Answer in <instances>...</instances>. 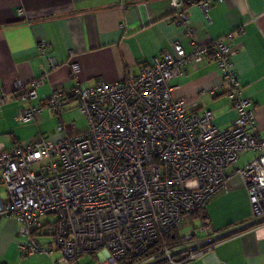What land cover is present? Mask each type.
Returning <instances> with one entry per match:
<instances>
[{"label": "built area", "instance_id": "built-area-1", "mask_svg": "<svg viewBox=\"0 0 264 264\" xmlns=\"http://www.w3.org/2000/svg\"><path fill=\"white\" fill-rule=\"evenodd\" d=\"M190 5H198L204 16L211 6L208 1L169 0L172 21L191 38L190 52L175 42L174 54L153 58L139 75L129 72L124 80L98 81L95 87L82 84L78 64L70 63L75 83L70 95L86 119L85 131L57 140L33 139L0 152V193L6 198L0 195V219L17 220L22 257L51 256L55 245L60 256L54 264H79L83 256L99 254L102 264H125L164 233L180 230L192 215L201 214L214 196L227 190L232 174L244 183L252 224L264 223V137L234 68L232 34L197 43L186 15ZM38 46L42 53L48 49L44 42ZM206 58L215 62L227 85L224 94L236 112L227 129L213 124L211 111L172 97L173 78ZM38 84L25 89L16 82L12 97L32 101ZM215 90L222 92V86ZM7 97L2 92L0 104ZM65 104L58 92L44 106L60 117ZM42 109L30 106L17 119L32 122ZM63 132L60 120L57 133ZM247 153L255 157L234 167ZM47 216L56 219L43 222ZM208 228L205 221L194 236L183 238L185 260L198 258V249L210 244L211 240L195 242L198 232L206 234ZM41 236L49 238L50 249L41 246ZM173 257L174 250L165 248L147 262L184 261Z\"/></svg>", "mask_w": 264, "mask_h": 264}, {"label": "crops", "instance_id": "crops-1", "mask_svg": "<svg viewBox=\"0 0 264 264\" xmlns=\"http://www.w3.org/2000/svg\"><path fill=\"white\" fill-rule=\"evenodd\" d=\"M198 1H208L211 6L206 16L198 5L186 8L195 30L193 38L202 44L232 34L234 68L244 96L252 101L258 132L264 137V0ZM18 10H22L21 16ZM172 13L169 0H0V94L8 96L6 103L0 104V152L29 143L35 128L50 133L56 126L54 117L58 123L62 121L65 108L76 100L70 95L75 85L70 63L78 64L82 84L95 87L98 81L112 84L124 80L129 72L139 75L153 58L174 54L175 42L190 52L191 38L172 21ZM39 42L48 46L45 53ZM36 81L35 99L12 97L16 82L29 89ZM171 85L174 100L211 111L218 129L230 128L235 121L236 112L224 94L227 85L212 59L206 58L195 68L188 66ZM219 85L222 92L215 90ZM58 92L66 101L60 117L44 106ZM35 105L43 106L39 118L20 123L19 113ZM50 122L53 125L44 128ZM63 137L59 133V137L45 138ZM254 157V153L243 154L240 167ZM0 195L6 199L3 192ZM206 214L208 231L195 242L221 241L198 258L183 259L179 264H264V223L252 225L245 186L238 175L232 174L228 190L210 200ZM233 231L230 237H222ZM21 242L17 220L2 217L0 264H54V254L22 257L18 250ZM102 257L90 258L99 263Z\"/></svg>", "mask_w": 264, "mask_h": 264}, {"label": "rangeland", "instance_id": "rangeland-1", "mask_svg": "<svg viewBox=\"0 0 264 264\" xmlns=\"http://www.w3.org/2000/svg\"><path fill=\"white\" fill-rule=\"evenodd\" d=\"M67 111H65V113L62 116V122L65 126V132L61 133V136H65V135H71L73 133H75L76 131L78 132H83L85 131L86 127H87V122L86 119L79 113L78 108L76 106V101H71L68 106L65 108ZM55 118V124L56 126L53 127L52 131L50 133L44 134L43 130H37L35 128V136H33L32 139H42L45 137H50V138H55L56 136L59 137V133H57V127L59 125L58 121H57V117ZM51 124L45 123L44 128L49 127L50 125H53L52 122H50ZM34 126H36L35 123H33ZM242 164V161L240 159V161H237L234 164L236 166H239ZM228 190V187H227ZM56 218L54 216H47L44 219H42L43 222L49 221V222H53ZM263 224V223H261ZM200 227V221L198 219H193V220H187L185 225L183 226V228H181L178 231V234L181 238H187L191 235L194 234L195 231H197ZM47 229V228H46ZM203 234L199 233L195 236V238H202ZM221 238H218V240H220ZM223 239V238H222ZM40 240V244L42 247L50 249L49 247V238L45 237V236H41L39 238ZM52 249L54 250V259L56 260L59 256H60V251H55L56 250V246L53 245ZM87 262V263H85ZM79 264H102L101 261L99 260L98 262L92 261L91 258L89 256H83L80 260H79Z\"/></svg>", "mask_w": 264, "mask_h": 264}, {"label": "trees", "instance_id": "trees-1", "mask_svg": "<svg viewBox=\"0 0 264 264\" xmlns=\"http://www.w3.org/2000/svg\"><path fill=\"white\" fill-rule=\"evenodd\" d=\"M198 214H200V213H196V214L192 215L190 220L199 219L200 224H202L203 222L208 220V216L206 214V207L202 210V212L200 214L201 217L198 216ZM178 231L179 230H172V231L164 233L161 236V238H159L153 246H151L144 253H142L141 256L136 257L132 260H129V261L125 262V264H148V262H147L148 259L153 258V257H156V258L160 257L162 252L165 250V248L170 249V250H174L173 259L176 261H180V260L187 258L188 252L184 251L185 243H184L183 238H181L179 236ZM230 236H228V237H230ZM219 241H221V240H219ZM219 241H216V242H219ZM216 242H212L209 245L203 247L202 249H198V250L203 251V250L209 249ZM91 257L93 258L94 256H91ZM153 264H166V263L163 261H157Z\"/></svg>", "mask_w": 264, "mask_h": 264}, {"label": "water", "instance_id": "water-1", "mask_svg": "<svg viewBox=\"0 0 264 264\" xmlns=\"http://www.w3.org/2000/svg\"><path fill=\"white\" fill-rule=\"evenodd\" d=\"M198 1V0H197ZM253 225V224H252ZM251 225V226H252ZM244 229V228H243ZM243 229H241V230H243ZM240 231V230H239ZM235 232L233 231V232H230V233H228V234H225V235H223L222 237L224 238V237H228L229 235H233Z\"/></svg>", "mask_w": 264, "mask_h": 264}]
</instances>
